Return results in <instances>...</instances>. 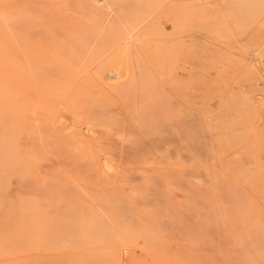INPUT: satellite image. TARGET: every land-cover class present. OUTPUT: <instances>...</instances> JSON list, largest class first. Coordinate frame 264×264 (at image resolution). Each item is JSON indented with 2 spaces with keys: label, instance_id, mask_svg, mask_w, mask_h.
I'll use <instances>...</instances> for the list:
<instances>
[{
  "label": "rangeland",
  "instance_id": "374dc122",
  "mask_svg": "<svg viewBox=\"0 0 264 264\" xmlns=\"http://www.w3.org/2000/svg\"><path fill=\"white\" fill-rule=\"evenodd\" d=\"M15 3L0 0V264H64L66 209L110 210L93 215L108 249L139 243L80 264L264 260V0L82 1L80 35L20 32Z\"/></svg>",
  "mask_w": 264,
  "mask_h": 264
},
{
  "label": "bare ground",
  "instance_id": "6f19581e",
  "mask_svg": "<svg viewBox=\"0 0 264 264\" xmlns=\"http://www.w3.org/2000/svg\"><path fill=\"white\" fill-rule=\"evenodd\" d=\"M82 1H87L89 3H94V1H97V0H16V7H17V24L18 25V30L22 31L23 29H25V27L22 25L23 23L25 24H28V26L30 25L31 27H29L30 31L33 33V32H39L42 31V32H55L58 31L59 32H63V35L65 34H72V33H75V34H79L80 35V3ZM96 3L98 2H95V6H96ZM148 5V4H147ZM91 6V5H90ZM94 6V7H95ZM128 7V6H127ZM84 8V7H83ZM96 8V7H95ZM130 8V7H129ZM99 9V8H97ZM84 10V9H83ZM3 11V10H2ZM97 11V10H96ZM99 11V10H98ZM4 12V11H3ZM15 12V13H16ZM14 13V12H13ZM97 13V12H96ZM93 15V14H92ZM103 15V14H102ZM10 16V15H9ZM16 16V15H15ZM131 16V15H130ZM129 16V17H130ZM123 17V16H122ZM141 17V16H140ZM104 18V17H103ZM114 18V17H113ZM120 19V18H119ZM95 20V19H94ZM97 20V18H96ZM136 20V19H135ZM44 21H47V22H44ZM62 21V22H60ZM7 23V22H6ZM98 23V22H97ZM139 24V23H138ZM107 25V24H106ZM15 26V25H14ZM94 26V25H93ZM7 27V26H6ZM8 28V27H7ZM17 28V27H16ZM28 29V27H26ZM111 28V27H110ZM9 29V28H8ZM20 31V32H21ZM37 32V33H38ZM28 33V32H26ZM35 33V34H37ZM54 33V34H55ZM23 35V34H22ZM32 35V34H30ZM41 35V34H40ZM56 35V34H55ZM60 35V34H58ZM95 35V34H94ZM2 36V35H0ZM25 36V35H24ZM28 36V35H27ZM76 36V35H75ZM46 37V36H45ZM48 37V36H47ZM67 37V36H66ZM64 37V38H66ZM30 38V37H29ZM53 38V37H52ZM71 38V37H70ZM15 39V38H14ZM19 39V38H18ZM17 39V41H19ZM57 39V38H56ZM69 39V38H68ZM33 41V39H31ZM30 40V41H31ZM70 40V39H69ZM12 41V40H11ZM11 41H6L3 43V47H10V46H13V43L15 42H11ZM29 41V42H30ZM31 41V42H32ZM74 41V40H73ZM77 41V40H76ZM24 42V41H23ZM30 42V43H31ZM79 42V41H78ZM77 42V43H78ZM45 44H47L45 41H44ZM59 43V42H58ZM16 44V43H14ZM133 44V42H132ZM20 45V44H18ZM53 45V44H52ZM59 45V44H58ZM61 45V44H60ZM63 46V45H62ZM77 46V45H76ZM129 46V45H128ZM73 47V46H72ZM82 47V46H81ZM134 47V46H133ZM16 48V47H15ZM36 48V47H35ZM51 48V45L50 47ZM58 48V47H57ZM76 48V47H75ZM135 49V48H134ZM18 50V49H17ZM21 50V49H20ZM60 50V47L59 49ZM77 50V49H76ZM81 51V50H80ZM136 51V50H135ZM13 52H15V49L13 48ZM4 53V52H3ZM65 53V52H64ZM15 54V53H14ZM23 54V53H22ZM72 55L74 53H71ZM130 54V53H129ZM7 55V54H6ZM17 55V53L15 54ZM30 55V54H29ZM28 55V56H29ZM50 55V54H49ZM67 55V54H66ZM35 56V55H34ZM65 56V55H64ZM32 57V56H31ZM71 57V55H70ZM68 56V58H70ZM74 57V56H73ZM141 57V56H140ZM72 58V57H71ZM32 59V58H31ZM29 59V60H31ZM40 59V58H39ZM38 59V60H39ZM98 59V57L96 58ZM26 61L27 59H23V61ZM37 60V59H36ZM41 60V59H40ZM95 60V58H94ZM141 60V59H140ZM22 61V60H21ZM35 61V60H34ZM61 61V60H60ZM77 61V60H76ZM82 61H83V58H82ZM41 62V61H40ZM56 62V61H55ZM86 62V61H85ZM23 63V62H22ZM26 63V62H25ZM38 63V62H37ZM95 63V62H94ZM72 64V63H71ZM31 65V64H29ZM36 65V64H35ZM39 65V63H38ZM40 65H42L40 63ZM39 65V66H40ZM58 65V63H57ZM90 65V63H89ZM76 66V65H75ZM80 66V65H79ZM140 66V65H139ZM35 67V66H34ZM77 67V66H76ZM28 68V67H27ZM36 68H39L36 66ZM58 68V67H56ZM74 68V67H73ZM141 68V67H140ZM35 69V68H34ZM43 69V68H42ZM143 70V69H142ZM40 71V70H39ZM144 71V70H143ZM150 73V72H149ZM37 74V73H36ZM143 74V73H142ZM138 78V77H137ZM40 79V78H39ZM36 80V79H35ZM39 82V81H38ZM46 82V81H45ZM48 82V81H47ZM37 83V81H36ZM49 83V82H48ZM42 85V83H41ZM156 85V84H155ZM32 86V85H31ZM113 86V84H112ZM119 86V85H117ZM36 87V86H35ZM34 87V88H35ZM124 87V86H123ZM134 87V85H133ZM41 88V87H40ZM132 88V87H131ZM157 88V87H156ZM122 89V88H121ZM127 89V88H126ZM36 90V89H35ZM38 90V89H37ZM124 90V89H123ZM132 90V89H131ZM130 90V91H131ZM42 91V90H41ZM154 91V90H153ZM37 92V91H36ZM40 92V91H39ZM38 92V93H39ZM132 93V92H131ZM36 94V93H35ZM125 94V93H124ZM39 96L41 95L40 93L38 94ZM123 95V94H122ZM140 95V94H139ZM43 96V95H42ZM41 96V97H42ZM126 96V95H125ZM133 96V95H132ZM44 97H45V94H44ZM38 98V97H37ZM50 98H51V95H50ZM128 98V97H127ZM134 98V97H133ZM139 98V96H138ZM43 99V98H42ZM47 99V98H46ZM130 99V98H128ZM135 99V98H134ZM133 100V99H132ZM140 100V99H139ZM153 100V99H152ZM59 101V100H58ZM91 101V100H90ZM151 101V100H150ZM103 102V101H102ZM92 103V102H91ZM151 103V102H150ZM154 103V102H153ZM130 105V104H129ZM149 105V104H148ZM152 105V104H151ZM88 106V105H87ZM135 106V105H134ZM150 106V105H149ZM97 107V106H96ZM134 108V107H133ZM89 109V108H88ZM155 110V109H154ZM142 111V110H141ZM152 111V110H151ZM150 111V112H151ZM90 113V112H89ZM146 113V112H145ZM155 113V112H154ZM144 114V112H143ZM152 114V113H151ZM31 116V115H29ZM152 116V115H151ZM1 117V115H0ZM110 117V116H109ZM148 117V116H147ZM5 118V116H4ZM33 119V117H31ZM36 118V117H34ZM145 118V117H144ZM143 118V119H144ZM3 119V118H2ZM35 120V119H34ZM37 120V119H36ZM35 120V121H36ZM39 120V119H38ZM149 120V119H148ZM1 121V120H0ZM6 121V120H5ZM98 121V120H97ZM95 122V124L99 123V122ZM131 121V119H130ZM143 121V120H142ZM146 121V120H145ZM34 122V121H33ZM38 122V121H37ZM36 122V123H37ZM2 123V121H1ZM50 123V122H49ZM133 123V122H132ZM147 123V122H146ZM3 124V123H2ZM39 124V123H38ZM60 124V123H59ZM143 124V123H142ZM49 125V124H48ZM103 125V124H102ZM131 125V124H130ZM25 126V125H24ZM27 126V125H26ZM29 126V125H28ZM38 126V125H37ZM50 126V125H49ZM143 126V125H142ZM148 126V124H147ZM133 127V126H132ZM149 127V126H148ZM49 128V127H47ZM135 128V127H134ZM142 129V128H141ZM150 129V128H149ZM30 130V129H29ZM133 130V129H132ZM146 130V128L144 129ZM134 131V130H133ZM132 131V132H133ZM148 131V130H147ZM1 132V131H0ZM29 132V131H28ZM38 132V131H37ZM120 132V131H119ZM131 132V131H130ZM131 132V134L133 135V133ZM152 132V131H151ZM91 133V132H90ZM126 134V133H125ZM147 135V134H146ZM3 136V134H2ZM129 136H131L129 134ZM148 136V135H147ZM21 137V136H20ZM32 137V136H30ZM39 137V136H38ZM133 137V136H132ZM140 137V136H139ZM3 138V137H2ZM42 138V137H41ZM130 138V137H129ZM24 139V138H23ZM132 139V138H131ZM137 139V138H136ZM142 139V138H141ZM139 139V140H141ZM2 140V139H1ZM27 140V139H26ZM135 139H133L134 141ZM37 141V140H36ZM40 141V140H39ZM132 141V140H131ZM130 141V142H131ZM132 141V142H133ZM21 142V141H20ZM19 142V143H20ZM26 142V141H25ZM38 142V141H37ZM137 142V141H136ZM140 142V141H139ZM5 143V142H4ZM35 143V142H33ZM135 143V142H134ZM133 143V145H135ZM21 144V143H20ZM132 144V143H131ZM8 145V144H7ZM22 146V145H21ZM39 146V144H38ZM45 146V145H43ZM46 149V148H45ZM22 150V149H21ZM25 150V148L23 149ZM47 151V149H46ZM23 152V151H22ZM42 152H44L42 150ZM39 153V152H38ZM1 154V153H0ZM24 154V153H23ZM46 154V153H45ZM1 156V155H0ZM36 157V156H35ZM3 158V157H2ZM40 158V157H39ZM94 158V157H93ZM18 159H21V158H18ZM17 159V160H18ZM152 159V158H151ZM155 159V158H153ZM157 160V159H155ZM148 161V160H147ZM10 164H12L10 162ZM5 165V164H3ZM40 165V164H38ZM51 166V165H50ZM210 166V164H209ZM16 167V166H15ZM20 167V166H19ZM18 167V168H19ZM79 167V166H78ZM2 168H4L2 166ZM23 168V167H22ZM53 169V168H52ZM51 169V170H52ZM208 169V168H207ZM9 170V169H8ZM13 170V169H12ZM16 170V169H15ZM50 170V169H49ZM50 170V171H51ZM218 170V169H217ZM18 171V170H17ZM23 171V170H21ZM60 171V170H58ZM14 172V170H13ZM79 172H80V169H79ZM55 175V173H53ZM60 174V173H59ZM70 175V174H69ZM52 177V176H50ZM60 177V176H59ZM225 177V176H224ZM70 178V177H69ZM216 178V177H215ZM223 178V177H222ZM26 179V178H25ZM23 180V178H22ZM73 182V181H72ZM31 183V182H30ZM2 184V183H1ZM76 184V183H75ZM17 185V184H16ZM32 185V184H31ZM59 185V184H58ZM48 186V185H47ZM61 186H64L61 184ZM21 187V185H20ZM31 187V186H30ZM33 188V187H32ZM19 189V188H18ZM47 189V188H46ZM79 189V187H78ZM1 190V189H0ZM64 190V189H63ZM12 191V190H11ZM19 191V190H18ZM59 191V190H58ZM68 191V190H67ZM76 191V190H75ZM10 192V190H9ZM13 192V191H12ZM12 192L10 194H12ZM1 193V192H0ZM36 193V191H35ZM45 193V192H44ZM62 193V192H61ZM43 194V193H42ZM69 194V193H68ZM247 194V193H246ZM8 195V194H7ZM64 195V194H63ZM78 195V194H77ZM12 196V195H11ZM43 196V195H42ZM45 198L47 197L46 195L44 196ZM43 197V198H44ZM65 197V196H63ZM41 198V197H39ZM38 198V199H39ZM41 198V199H43ZM67 198V197H66ZM14 199V198H12ZM49 199V198H47ZM53 199V198H51ZM51 199L47 200V201H50ZM78 199V198H77ZM40 201V199L38 200V202ZM73 201V199L71 200ZM43 202V201H42ZM45 202V201H44ZM52 202V201H51ZM4 203V202H3ZM46 203V202H45ZM48 203V202H47ZM76 203H78V201H76ZM54 205V203H53ZM15 206V204H14ZM40 206V204H39ZM42 206V204H41ZM82 207V206H81ZM108 207V206H107ZM101 208V207H100ZM42 209V208H41ZM78 209V208H77ZM93 210V209H92ZM96 210V211H95ZM94 212H92L93 214H87V213H84L85 211H80V210H73V209H66L64 211V214H65V220L66 221V225H65V240H64V245H63V252H62V259L64 260V264H80V257H82V260L84 262H88L90 260H95V259H99L100 257L102 258H105L106 256L109 255L108 251L110 250V252L113 254V255H116L117 254V251L122 248V249H125L123 250L124 252L126 250H130L132 247H135L136 244L138 245L139 243L136 242V240H133V239H130V240H122L120 241V244L116 241L115 244L119 247L118 249H108V239L106 238V235L108 236L107 234V231H106V226H104V223L106 222V220L108 221V219L110 220V217L109 216L111 213L110 210H107L109 211L108 212V215L106 214V212H102V215H103V220L104 223H102V218L99 217L101 220H97V217L93 218V215H97L99 216L98 214L101 215V211H98V209H95ZM103 211V210H102ZM106 211V210H105ZM262 211V210H261ZM82 212V214H81ZM99 212V213H98ZM115 212V211H114ZM108 217V219L104 216ZM59 215V214H58ZM101 215V216H102ZM53 218V217H52ZM98 218V219H99ZM54 220V218H53ZM242 221V220H241ZM264 221V220H262ZM110 222V221H108ZM107 222V223H108ZM229 222V221H228ZM55 223V221H54ZM55 227V226H54ZM261 229V228H260ZM233 234V232H232ZM241 235V234H240ZM103 238H102V237ZM105 236V237H104ZM91 237V238H90ZM234 237V236H233ZM82 238V239H81ZM100 238V239H99ZM102 238V239H101ZM107 239V241L105 242V240ZM244 238V237H243ZM256 238V237H255ZM105 242H101V241ZM262 240V239H261ZM260 240V241H261ZM238 242H239V239H238ZM229 243V242H228ZM243 243V242H242ZM249 243V242H248ZM246 243V245L248 244ZM251 243V242H250ZM249 243V244H250ZM257 243V242H256ZM263 243V242H262ZM243 245V244H242ZM227 246V244H226ZM225 246V247H226ZM235 246V245H234ZM256 245H254L253 247H255ZM139 247V246H137ZM237 247V245H236ZM252 247V249H253ZM140 248V247H139ZM230 248V247H229ZM256 248V247H255ZM134 249H138V248H134ZM141 249V248H140ZM142 249H143V246H142ZM240 249V248H239ZM241 249H244V248H241ZM147 250V253L148 255H153L154 252H152L150 249H146ZM246 251V250H245ZM256 251V250H255ZM230 252V251H229ZM240 252V251H239ZM243 253V251H242ZM236 254V252H235ZM234 254V255H235ZM241 254V253H240ZM248 254V253H247ZM246 254V255H247ZM251 254V253H249ZM226 255V254H225ZM232 255V254H231ZM242 255V254H241ZM257 255V254H256ZM228 256V255H226ZM244 256V254H243ZM250 256V255H249ZM238 257V256H237ZM255 258V257H254ZM237 259V258H236ZM242 259V258H241ZM249 259V260H248ZM245 260L244 258V262L243 263H247V260L250 261L251 258H248ZM260 258H258L257 260L259 261ZM235 260V259H233ZM238 260V259H237ZM256 260V258H255ZM256 260V261H257ZM261 260L263 259H260V263L259 264H264V260L261 262ZM236 261V260H235ZM243 261V259H242ZM228 262V260H227ZM240 262V261H239ZM253 262V261H252ZM252 262H250L252 264ZM226 263V262H225ZM258 263V262H257ZM240 264V263H239Z\"/></svg>",
  "mask_w": 264,
  "mask_h": 264
}]
</instances>
